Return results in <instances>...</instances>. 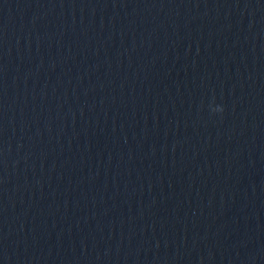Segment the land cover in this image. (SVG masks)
<instances>
[{"label": "water", "instance_id": "obj_1", "mask_svg": "<svg viewBox=\"0 0 264 264\" xmlns=\"http://www.w3.org/2000/svg\"><path fill=\"white\" fill-rule=\"evenodd\" d=\"M263 118L264 0H0V264H140Z\"/></svg>", "mask_w": 264, "mask_h": 264}, {"label": "clouds", "instance_id": "obj_2", "mask_svg": "<svg viewBox=\"0 0 264 264\" xmlns=\"http://www.w3.org/2000/svg\"><path fill=\"white\" fill-rule=\"evenodd\" d=\"M210 111L215 114V113H223L224 108L221 105L215 104V100L213 99V102L209 105Z\"/></svg>", "mask_w": 264, "mask_h": 264}]
</instances>
